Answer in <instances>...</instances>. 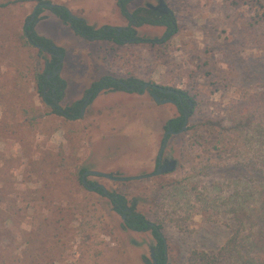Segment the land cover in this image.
Listing matches in <instances>:
<instances>
[{"label": "rangeland", "instance_id": "rangeland-1", "mask_svg": "<svg viewBox=\"0 0 264 264\" xmlns=\"http://www.w3.org/2000/svg\"><path fill=\"white\" fill-rule=\"evenodd\" d=\"M165 1L179 27L173 37L118 45L80 37L47 6L64 5L97 28L126 27L118 0H0V264H152L151 231L125 228L110 199L81 178L86 170L117 177L153 172L164 126L180 115L173 104L128 91L117 99L122 113L111 105L114 95L99 107L93 99L82 118L56 113L38 82L51 56L24 37L39 4L36 31L64 49L62 108L85 99L108 75L135 76L194 98L186 128L170 136L165 150L176 159L174 169L142 179L87 177L125 195L162 227L168 262L190 264L194 252L217 253L236 232V213L251 211V191L264 178L255 170L256 123L244 118L243 139L227 131L246 95L264 90V0ZM148 3L159 0H133L128 8ZM165 32L164 26L137 28L148 40ZM245 217L241 234L248 242L256 227Z\"/></svg>", "mask_w": 264, "mask_h": 264}, {"label": "trees", "instance_id": "trees-1", "mask_svg": "<svg viewBox=\"0 0 264 264\" xmlns=\"http://www.w3.org/2000/svg\"><path fill=\"white\" fill-rule=\"evenodd\" d=\"M131 1L132 0H118V6L120 7L121 13L129 20L128 29H123L120 32L110 25H107L105 28H97L83 17L71 14L70 10L64 5L55 4L53 7L47 6L65 25H68L77 35L89 41L103 40L118 45H124L126 42L133 41L143 43L150 42L152 44L164 43L178 32L179 27L174 13L169 8L165 9V11H160L149 7H139L130 12L128 4ZM42 11L43 8L41 7V4H39L35 10L34 20L28 26L25 25L24 37L28 44H32L39 48L40 54H48L51 56L50 60H46L45 65H47V67L45 66L43 73L38 75L39 91L41 92L44 101L51 105L52 102H55L53 96H55L57 101H61L66 95V80L61 78L59 74H55L61 67V57L64 54V49L57 46L52 39L40 35L36 31L35 24ZM144 25L164 26L166 27V32L159 40L143 39L137 36L136 28ZM145 82L146 81L135 76L122 78L108 75L102 77L99 81L94 82L86 93L91 94L90 101L101 89H111L114 91L125 90L129 92L138 91L141 93L144 89L143 86ZM176 90L182 100V103L179 101V111L182 116L173 119L171 123L176 130H179L185 119L183 112L188 111L189 114L192 113L194 111L195 101L187 91L177 88ZM153 91H156L162 97L160 92L157 90ZM45 92L46 94H44ZM174 97L179 100L177 96ZM245 102L247 105L241 107L243 111L240 116L232 118V125L229 127L227 133H238L239 137L243 139V134L245 133L244 122L246 119H250L251 122L256 123L253 128L254 131L251 133L254 143L258 148V160L256 162L255 170L257 172H262L263 174L264 90L251 95H246ZM83 104L84 100L73 102L71 105L64 108L66 114L55 107L54 111L72 120L79 117ZM183 106H185V108H183ZM95 184L96 183L89 181V185ZM254 189L256 192L254 193L251 191V194L254 198L255 204L250 212L244 207H241V210L236 213L237 229L232 237L217 253H208L204 251L199 253L194 252L190 258V264H222L220 259L223 260L226 259V257H228V261L225 262V264H264V178L261 177ZM95 190L106 196L109 195L107 197L113 204L115 211L121 214L122 217L124 214L126 215V218L124 219L125 228L138 232L151 231L156 241L154 252L158 264H171L168 262L167 258L166 239L163 235L162 227L159 224L153 222L154 225H151L152 221L145 214L139 212L135 206H130V209L125 211L124 208L128 205L125 195L117 192H108L109 194H105L102 188H97ZM246 215H249L251 227H256L254 232H250L252 236L248 242L246 239H243L246 236L241 234L242 227H244L245 224Z\"/></svg>", "mask_w": 264, "mask_h": 264}, {"label": "flooded vegetation", "instance_id": "flooded-vegetation-1", "mask_svg": "<svg viewBox=\"0 0 264 264\" xmlns=\"http://www.w3.org/2000/svg\"><path fill=\"white\" fill-rule=\"evenodd\" d=\"M133 1V0H132ZM131 1V2H132ZM150 4L151 5H153V7H151L150 6ZM160 5V0H159V3L157 4V5H155V4H152V3H148L147 4V7H149V8H153V9H156V10H160V11H165V8L164 7H159V8H155V7H158ZM155 6V7H154ZM129 26V25H128ZM128 26H126V27H124L123 29H128ZM139 28V27H138ZM137 29V28H136ZM61 59L63 60V56L61 57ZM62 60H61V62H62ZM46 67H47V65H45ZM61 66H62V64H61ZM60 70H61V67H60V69L57 71V73H55V74H59V72H60ZM143 91L140 93V92H138V91H132V92H137L138 94H141V95H144V94H149L155 101H156V99L154 98V94H157L159 97H160V99H162V100H165V99H171L172 101H170V102H167V103H170V104H173V105H175L176 107H177V110L179 111V101L182 103V100H181V96H179L178 95V92H177V90H176V88H172V87H167V86H163V85H161V84H156V83H152V82H145V84H144V86H143ZM130 89V88H129ZM103 90H111V89H101L100 91H99V93L101 92V91H103ZM134 90V89H133ZM153 90H157L158 92H160L161 93V95H162V97L156 92V91H153ZM120 91V90H119ZM121 91H125V90H121ZM129 92V91H128ZM99 93H97V95L99 94ZM44 94H46V92L44 93ZM96 95V96H97ZM95 96V97H96ZM174 96H177L178 97V99L179 100H177ZM94 97V98H95ZM90 98H91V94H87L86 93V98L85 99H81L82 101L84 100V104H83V106H82V109L83 108H85L86 109V107H87V105L94 99H92L91 101H90ZM53 99H54V101L55 102H52L51 103V106L54 108H62L61 106H59V102L60 101H57L56 100V98H55V96H53ZM157 102V101H156ZM157 103H160V102H157ZM162 104H165V103H162ZM183 108H185V106H183ZM63 109V113L64 114H66L65 113V110H64V108H62ZM82 109H81V111H82ZM81 113V112H80ZM179 113H180V115L179 116H177V117H180V116H182V114H181V112L179 111ZM183 114H184V116H185V119H184V123H183V125L185 124V120H186V118H187V122H188V117H189V113H188V111H184L183 112ZM80 115V114H79ZM84 115V114H83ZM177 117H174V118H169L168 119V121H167V123H166V125L164 126V128H165V133L167 132V131H172V133L171 134H169L168 135V141H169V138H170V136H175V135H177V134H179V133H177V134H174V132H179L182 128H183V125H182V127L179 129V130H176L175 129V127L174 126H172V123H171V121L173 120V119H175V118H177ZM78 118H82V117H78ZM187 124V123H186ZM165 133H164V136H165ZM164 136H163V141H164ZM162 144H163V142H162ZM167 147V146H166ZM161 148H162V145H161V147H160V149H159V152H158V155H157V160H156V167H155V170L154 171H156L157 170V168H158V166H161V167H163L165 164H166V152L167 151H163L162 153H160V151H161ZM169 159H171V158H169ZM172 170V166H170L169 168H167V169H164L163 171H162V173L161 174H164V173H166V172H169V171H171ZM153 171V172H154ZM153 172H151V173H153ZM83 175V174H82ZM96 176H102V175H96ZM115 176V175H114ZM144 176L145 177H147L146 176V174H144ZM88 177V176H87ZM105 177V176H104ZM117 177V176H116ZM87 182H88V184L86 185L87 187L89 186V188H91V187H93L94 185H89V181L87 180ZM97 184V183H96ZM95 190V189H94ZM109 192V191H108ZM109 194V193H108ZM107 196H109V195H107ZM130 206L129 205H127V207L126 208H124V210L126 211V210H129L130 208H129ZM125 216V218H126V215L124 214L123 215V217ZM153 258V257H152ZM153 262H154V260H153ZM153 264V263H152Z\"/></svg>", "mask_w": 264, "mask_h": 264}, {"label": "water", "instance_id": "water-1", "mask_svg": "<svg viewBox=\"0 0 264 264\" xmlns=\"http://www.w3.org/2000/svg\"><path fill=\"white\" fill-rule=\"evenodd\" d=\"M47 5H48L49 7H53L55 4L49 3V4H47ZM150 6L153 7V5H151V4H150ZM161 6L164 7L165 9H168V8H169L168 5L166 4V1H165V0H160V5H159L158 7H155V6H154V7H155V8H159V7H161ZM70 13L72 14L71 11H70ZM73 15H74V14H73ZM74 16H76V15H74ZM34 18H35V12L33 13L31 19L27 22L26 26H28V25L34 20ZM105 27H106V26H103L102 28H105ZM111 27H112V26H111ZM114 28H116V29L120 32V31L123 30L124 27H122V26H116V27H114ZM56 73H57V72H56ZM154 98L156 99L157 102H160V103H167V102L172 101L171 99H165V100H162V99H160V97H159L157 94H154ZM59 110H60V111H63L62 108H59ZM84 112H85V108L82 109V111H81L79 117H82L83 114H84ZM186 123H187V118H186V120H185V124L183 125V128H182L179 132H174V134H177V133H181V132H183V130L186 128ZM171 133H172V131H167V132L165 133L164 141H163V144H162V148H161L160 153H162V152L166 149V146H167V144H168V135L171 134ZM166 160H167V161H166V164H165L163 167L158 166V168H157V170H156L155 172H153V173H149V174H146V176H147V177H152V176H155V175H159V174L162 173V171H163L164 169H167V168H169L170 166H172V169H174L175 166H176V159H174V158H171V159L166 158ZM89 175H102V176H105V177H107V178L114 179V180H117V179H120V180H125V179H142L143 177H145L143 174H142V175H138V176L116 177V176H114L113 173H102V172L97 171V170H86V171L83 173V175H82V180H83V182H84L85 185L88 184V182H87V176H89ZM91 188H92V189L102 188L103 192H104L105 194H108V190H107V189L104 187V185H102V184L97 183V184H95V185H94L93 187H91ZM133 206H136V205L134 204ZM123 219H125V216L123 217ZM151 225H154V223L151 222ZM150 248H151V257H153L152 259L154 260L153 264H158V262H157V260H156V258H155V252H154V247H153V245H152ZM148 260H149L148 258L145 259L146 262H147Z\"/></svg>", "mask_w": 264, "mask_h": 264}, {"label": "crops", "instance_id": "crops-1", "mask_svg": "<svg viewBox=\"0 0 264 264\" xmlns=\"http://www.w3.org/2000/svg\"><path fill=\"white\" fill-rule=\"evenodd\" d=\"M70 10V9H69ZM71 11V10H70ZM73 14V13H72ZM122 14V13H121ZM75 15V14H74ZM123 15V14H122ZM77 16V15H76ZM79 17H83L84 19H86L87 21H88V19L85 17V16H79ZM39 20H37V22H38ZM89 22V21H88ZM90 23V22H89ZM91 24V23H90ZM92 25H94V26H96L95 24H92ZM107 25H110V26H112V27H116L115 25H112V24H106V25H100V27L99 28H102L103 26H107ZM96 27H98V26H96ZM122 27H124V26H122ZM40 35H43V36H46L47 38H50V39H52L51 37H49L47 34H44V33H39ZM53 40V39H52ZM54 41V40H53ZM95 41H103V40H95ZM104 42V41H103ZM107 42H109V41H107ZM109 91H113V92H109ZM122 94V91L120 90V91H114V90H103V91H101L95 98H94V102H93V104H94V107H99L100 106V103L103 101V100H105V98H107L106 96L107 95H114V96H108V97H111V101L110 102H112L113 104H111V105H114L113 107L116 109V107L118 106H121L122 104H118V102H120V101H117V99L119 98V97H122V96H120ZM115 95H119V96H115ZM145 95V94H144ZM123 98V97H122ZM121 110V109H120ZM119 109H116V111L118 112V113H122L121 111H120ZM111 173H113V172H111ZM146 174H149V173H146Z\"/></svg>", "mask_w": 264, "mask_h": 264}]
</instances>
